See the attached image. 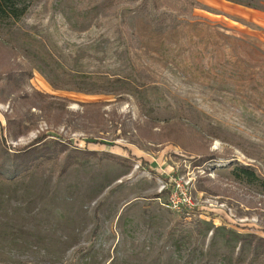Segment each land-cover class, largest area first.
<instances>
[{"label":"rangeland","instance_id":"rangeland-1","mask_svg":"<svg viewBox=\"0 0 264 264\" xmlns=\"http://www.w3.org/2000/svg\"><path fill=\"white\" fill-rule=\"evenodd\" d=\"M194 1L31 0L0 25V149L45 134L100 151L64 172L50 152L0 184V217L20 237L0 264L17 259L8 251L34 252L32 264H264L237 243L264 236V190L232 172L264 175V0ZM172 123L225 157L194 165L157 135ZM178 219L214 231L170 235Z\"/></svg>","mask_w":264,"mask_h":264},{"label":"trees","instance_id":"trees-1","mask_svg":"<svg viewBox=\"0 0 264 264\" xmlns=\"http://www.w3.org/2000/svg\"><path fill=\"white\" fill-rule=\"evenodd\" d=\"M134 1V0H132ZM143 3L156 10L161 9L165 4H180L187 5L189 8L196 6L194 0H142ZM31 0H0V25L7 20H19L23 17L29 8ZM23 79V74H13L12 78ZM78 91H85L83 88L77 89ZM97 105V104H95ZM190 130L185 124L172 123L164 125L157 134L162 140L167 142H173L182 146L188 155H197L194 157V165H204L210 162H216L220 157L219 155L209 151V148L204 146L200 141V135L188 131ZM45 134L38 135L30 143L23 147L15 148V151L11 152L6 147L0 149V184L1 185H15L30 177L43 161H40L42 157L46 158L50 152L53 154L54 160H57L61 156V163H63V171L68 170L72 165L78 163L89 162L95 159L99 155V150L96 149H80L79 147H70L64 145L59 139L48 138ZM44 152V154L38 153ZM109 155L113 159L118 161L129 160L123 155L109 152ZM130 162V161H129ZM234 164V163H232ZM233 174L241 180L246 181L249 184L258 185L264 190V175L260 173L256 167L252 165H245L236 163L232 167ZM11 224L10 220L4 217H0V248H3V243L9 240L11 244L18 245L20 237L17 235L16 230L10 235L7 233V225ZM191 226L193 232L214 231V226L211 222L192 219L191 223L185 220H176L170 227L169 234H182L186 228V225ZM193 233V234H195ZM237 243L240 244L238 254H241L243 249L248 248L250 252V262L264 261V236L255 232L251 233H239L237 234ZM229 238H232L229 236ZM231 240V239H230ZM9 255H13L14 259L10 261V264H32L34 261L32 257L34 252L30 251L29 254L23 252H10ZM25 257L24 259L22 257ZM21 258V259H20ZM108 264H115L112 260Z\"/></svg>","mask_w":264,"mask_h":264},{"label":"built area","instance_id":"built-area-1","mask_svg":"<svg viewBox=\"0 0 264 264\" xmlns=\"http://www.w3.org/2000/svg\"><path fill=\"white\" fill-rule=\"evenodd\" d=\"M176 188L179 190L177 193V197L179 201L186 202L188 204H192L191 196L187 193V191L182 190L184 187H181L180 183H177Z\"/></svg>","mask_w":264,"mask_h":264}]
</instances>
